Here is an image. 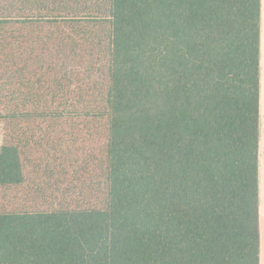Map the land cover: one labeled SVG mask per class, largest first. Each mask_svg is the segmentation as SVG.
Returning a JSON list of instances; mask_svg holds the SVG:
<instances>
[{
    "label": "trees",
    "instance_id": "1",
    "mask_svg": "<svg viewBox=\"0 0 264 264\" xmlns=\"http://www.w3.org/2000/svg\"><path fill=\"white\" fill-rule=\"evenodd\" d=\"M261 0H0V264H259Z\"/></svg>",
    "mask_w": 264,
    "mask_h": 264
},
{
    "label": "crops",
    "instance_id": "2",
    "mask_svg": "<svg viewBox=\"0 0 264 264\" xmlns=\"http://www.w3.org/2000/svg\"><path fill=\"white\" fill-rule=\"evenodd\" d=\"M257 210L259 264H264V0L260 1L258 55Z\"/></svg>",
    "mask_w": 264,
    "mask_h": 264
},
{
    "label": "rangeland",
    "instance_id": "3",
    "mask_svg": "<svg viewBox=\"0 0 264 264\" xmlns=\"http://www.w3.org/2000/svg\"><path fill=\"white\" fill-rule=\"evenodd\" d=\"M1 147H2V123L0 120V152H1Z\"/></svg>",
    "mask_w": 264,
    "mask_h": 264
}]
</instances>
